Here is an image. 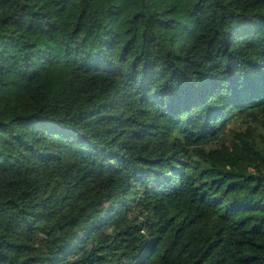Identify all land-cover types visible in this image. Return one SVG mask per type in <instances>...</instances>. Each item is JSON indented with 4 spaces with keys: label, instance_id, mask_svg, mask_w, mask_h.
I'll return each instance as SVG.
<instances>
[{
    "label": "trees",
    "instance_id": "trees-1",
    "mask_svg": "<svg viewBox=\"0 0 264 264\" xmlns=\"http://www.w3.org/2000/svg\"><path fill=\"white\" fill-rule=\"evenodd\" d=\"M0 264H264V0H0Z\"/></svg>",
    "mask_w": 264,
    "mask_h": 264
},
{
    "label": "rangeland",
    "instance_id": "rangeland-1",
    "mask_svg": "<svg viewBox=\"0 0 264 264\" xmlns=\"http://www.w3.org/2000/svg\"><path fill=\"white\" fill-rule=\"evenodd\" d=\"M246 126H248V125H243V122H241L239 124H236V126H234V124H231L230 125V128H234V129L239 130V131H241V130H244L245 131V130H247L246 129Z\"/></svg>",
    "mask_w": 264,
    "mask_h": 264
}]
</instances>
